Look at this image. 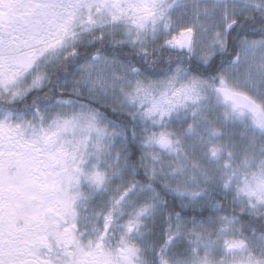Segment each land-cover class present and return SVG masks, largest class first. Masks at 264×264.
Masks as SVG:
<instances>
[{
	"label": "snow or ice",
	"instance_id": "obj_1",
	"mask_svg": "<svg viewBox=\"0 0 264 264\" xmlns=\"http://www.w3.org/2000/svg\"><path fill=\"white\" fill-rule=\"evenodd\" d=\"M0 264H264V0H0Z\"/></svg>",
	"mask_w": 264,
	"mask_h": 264
}]
</instances>
